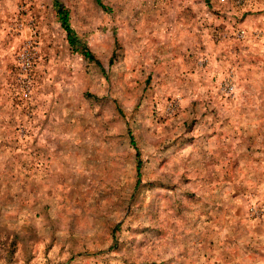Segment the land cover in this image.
Returning <instances> with one entry per match:
<instances>
[{
  "label": "rangeland",
  "instance_id": "rangeland-1",
  "mask_svg": "<svg viewBox=\"0 0 264 264\" xmlns=\"http://www.w3.org/2000/svg\"><path fill=\"white\" fill-rule=\"evenodd\" d=\"M0 264H264V6L0 0Z\"/></svg>",
  "mask_w": 264,
  "mask_h": 264
},
{
  "label": "trees",
  "instance_id": "trees-1",
  "mask_svg": "<svg viewBox=\"0 0 264 264\" xmlns=\"http://www.w3.org/2000/svg\"><path fill=\"white\" fill-rule=\"evenodd\" d=\"M58 13L61 17V22L65 28V30L67 31V36H68V40H69V43L71 44V46L75 47L76 46V39L74 38V36L72 35L71 33V29L69 28L68 26V23H67V19H68V14L67 12L62 9V8H59L58 10ZM81 51L83 53L84 56L88 57V58H92V54L90 53V51L87 49V47H82L81 45ZM137 157H138V153H137ZM140 165H141V161L140 159H138L137 161V171H138V175H139V168H140Z\"/></svg>",
  "mask_w": 264,
  "mask_h": 264
},
{
  "label": "built area",
  "instance_id": "built-area-1",
  "mask_svg": "<svg viewBox=\"0 0 264 264\" xmlns=\"http://www.w3.org/2000/svg\"><path fill=\"white\" fill-rule=\"evenodd\" d=\"M221 3H230L231 1L235 4H240L243 0H219Z\"/></svg>",
  "mask_w": 264,
  "mask_h": 264
},
{
  "label": "crops",
  "instance_id": "crops-1",
  "mask_svg": "<svg viewBox=\"0 0 264 264\" xmlns=\"http://www.w3.org/2000/svg\"><path fill=\"white\" fill-rule=\"evenodd\" d=\"M263 3H264V0H259L257 2L254 0L255 7H257V6H264Z\"/></svg>",
  "mask_w": 264,
  "mask_h": 264
}]
</instances>
